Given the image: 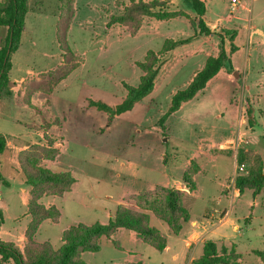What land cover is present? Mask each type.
Masks as SVG:
<instances>
[{"label": "rangeland", "instance_id": "1", "mask_svg": "<svg viewBox=\"0 0 264 264\" xmlns=\"http://www.w3.org/2000/svg\"><path fill=\"white\" fill-rule=\"evenodd\" d=\"M75 1L77 15L75 13L76 19L73 22V28L69 30L67 42L71 50L79 57L78 68L61 81L51 95L42 94L40 104L34 106L26 104L24 96L20 98L22 88L17 90L19 95L17 100L0 102L1 135L15 145H18L16 138L22 131L32 132V138L38 140L36 132L40 129V124L47 128L48 123L51 125L49 122L51 117H58L60 128L52 134L59 137L62 144L69 142L72 152L69 153L71 159L69 158L68 162L74 166L78 176H81L80 172L84 170L91 176L103 178V182L93 184V190L91 185H85L84 181L82 183V188L88 191L90 188V192H93L90 205L94 206V210L75 206L71 199L68 202L64 199L57 200L58 209L63 208L64 211L61 226L45 224L46 228L36 233L37 236L35 235V240L39 243L49 242L54 248H59L61 245L60 228L72 222L73 218L80 219L86 225L104 220L105 217L102 215L104 208H111L107 196L116 195L119 192L117 185L111 182L110 163L126 165L135 163L143 173V180L158 181L162 178L160 173L146 177L145 169L150 166H160L157 161L158 154L166 153L168 164L165 172L181 180L182 173L176 167L187 162L193 147L188 134L189 127L185 126L182 119L186 114L198 110L203 112L204 109L209 108V105L202 108L196 100H193L185 109L179 110L169 119L165 126L166 131L163 129L164 126H161L160 119L167 112L172 96L176 91L187 86L195 70L196 59L186 58L181 63H175L160 71L155 82L156 92L137 103L132 110L122 114L119 119L115 118L114 122L108 126L106 114L89 106V102L102 101L112 106L119 104L126 95L125 85H138L143 72L137 64L144 60L147 52L160 50L167 38L175 40L183 38L182 34L190 33L191 29L185 19L155 21L145 18L139 33L132 35L126 26L119 24L108 26L110 18L119 15L123 4L125 2L128 4L130 0H120L116 3L115 0ZM206 4L210 9L206 16L209 23H217L220 16L223 18L229 14L233 16L228 23L222 21L220 24L236 30L241 29V42H246L250 33L249 27L256 30L257 38H264V0H239L234 10H232L231 0H213L212 2L207 0ZM181 7L194 14L190 6L181 3ZM59 15V0H30V11L25 21L28 32L22 37L21 46L16 52L21 54L15 58L16 61L19 60V65L23 69L31 68L39 72L55 66V58L44 59L31 53H48L55 57L61 53L63 62V52L59 48L56 29ZM217 33L222 34L221 30ZM6 35L7 28L0 27V45L4 43ZM188 45L187 43L178 46L175 50L179 53L187 49ZM251 52L244 45V50L237 57L242 69L246 66V53ZM168 60L169 58H166L165 61ZM262 64L253 60L252 66L255 70H259ZM35 80H39V76L29 81ZM27 83L29 82L24 83V88ZM237 92L239 100L246 95L242 81ZM252 93L260 99L259 107L264 110V89L254 88ZM260 93L263 94L262 97L259 96ZM256 121L257 124L251 132L250 144L247 147L253 152L260 151L264 156V116L259 115V112L256 114ZM52 123L58 124L55 120ZM146 126L154 130L158 127L163 129V132L161 134L156 131L147 134L137 133V130L143 131L147 128ZM152 149H154L153 153ZM6 154L7 151L1 156V171L4 177L17 178L25 184L18 156V168L14 170L13 165H8L3 160ZM234 162L232 156L222 154L216 162L206 163L205 171L195 181L199 185V190L185 199V206L191 213V221L184 223L179 235H174L164 222L154 216L151 217V226L157 228L171 244L174 242L176 250L182 253L178 260H173V252L162 253L146 244H142V248L128 246L119 237L116 240L125 245L124 248L143 250L145 264H189L187 256L191 255V251L181 240L187 236V230L192 228V222H197V225L205 226L197 230L203 238L222 241L229 247L235 245L236 251L242 256V264H264V190L256 197L251 190L236 194V187L233 184ZM226 185L229 187L226 188ZM27 187L30 192V187ZM0 188L4 198L9 195L7 194L9 187L0 185ZM224 194L228 195L224 196ZM44 202H47V198ZM85 203H88L87 199ZM14 205L16 207L14 214H21L23 211L19 201L14 199ZM210 210L216 211L217 215L221 210L227 211L228 216L222 223L218 220L208 221L205 215ZM25 221L26 218L20 217V224H25ZM12 225L13 221L9 218L6 226L10 228ZM109 239L111 238L102 240L99 252H85L83 260L87 264H113L123 257L124 252L119 249L118 243ZM26 242L25 237L24 245ZM202 251L203 245L194 253V256L198 257ZM253 251H260L261 256Z\"/></svg>", "mask_w": 264, "mask_h": 264}, {"label": "trees", "instance_id": "2", "mask_svg": "<svg viewBox=\"0 0 264 264\" xmlns=\"http://www.w3.org/2000/svg\"><path fill=\"white\" fill-rule=\"evenodd\" d=\"M184 5L190 6L197 18L194 20L184 10L172 9L173 0H130L123 4L121 13L111 17L108 26L119 24L126 26L132 35H136L142 27L145 18L157 21L171 19H187L194 35L177 40L166 39L160 51L149 50L144 60L138 62L143 72L137 86L125 85L126 95L115 105L102 101H90L89 106L104 112L107 116V125L110 126L115 118L133 109V107L152 94L156 79L164 64V56L177 48L187 44L199 35H216L204 20L206 5L202 0H181ZM60 15L57 19V40L63 52V62L54 70L39 75V80L28 81L25 87L24 100L30 105L31 98L36 93L51 95L55 87L78 68V55L71 50L67 37L75 18V0H59ZM30 11V0H0V27L7 28L4 43L0 45V102L11 100L14 97L15 83L11 80L12 56L20 46L25 29V21ZM218 52L209 56L203 68L196 72L191 82L182 90H178L171 98L167 112L161 117V126L181 106L194 99L202 92L207 84L221 71L226 70L233 74L236 70L232 62V54L238 48L235 38L238 32L234 29H220ZM226 39L229 42V51L225 48ZM248 122L254 124V109L246 106ZM50 124L48 123L49 128ZM45 129L44 140L46 144L36 143L29 145L18 154V162L23 173L25 184L30 187L31 198L28 203V213L31 221L25 232L26 244L20 249L12 242H5L0 237V264H87L83 260L85 252H99L104 238H111L118 229L133 231L143 243L164 251L168 239L155 227L151 226V215L167 224L174 235H179L184 223L191 220L190 210L185 206V192L175 187L157 186L151 191H142L130 196V200L137 209L118 205L113 216L107 224L96 222L92 225L79 223L66 229L61 236V245L54 248L51 243H39L35 235L43 222L50 220L57 222L61 211L55 207H46L41 200L46 196L62 197L72 190L75 178L71 172H54L48 169L43 160H54L59 150L54 146L55 140ZM7 151V138L0 134V185L8 186L10 183L1 171V156ZM250 164L248 174L237 175L234 185L242 194L251 190L253 196L264 190V164L259 158L250 159L245 149H239L237 164ZM199 165L191 161L189 169L183 175V182L192 191L196 183L193 176L198 172ZM5 223V214L0 206V229ZM261 256L260 251H253ZM241 254L233 247L219 246L213 240L203 242L202 254L193 260V264H241ZM126 264H143L132 262Z\"/></svg>", "mask_w": 264, "mask_h": 264}, {"label": "crops", "instance_id": "3", "mask_svg": "<svg viewBox=\"0 0 264 264\" xmlns=\"http://www.w3.org/2000/svg\"><path fill=\"white\" fill-rule=\"evenodd\" d=\"M116 1H120V0H115V3ZM144 1H149V0H144ZM202 1L206 5V14L204 16V20L206 24L208 25V27L213 32L217 33L221 28L232 29L230 27H227L224 24H220V22L222 21L225 23H228L233 18V16L230 14L227 15L225 18L220 16L219 21L217 23H209L207 21L206 16H207V12L210 9L206 4L207 0H202ZM212 1L213 0H211V2ZM238 1L239 0H236V3L234 5V3H232V0H231L232 10L236 8V4L238 3ZM181 3H182L181 0H173L172 9L184 10L191 16L192 19L195 20L197 18L196 14L195 13L193 14L189 12L188 10L182 8ZM75 8H76V1H75ZM76 15H77V8H76ZM76 15H75L73 22H75ZM185 20L189 23L187 19ZM72 28H73V23L70 27V30ZM249 30H250V33L248 34L246 42H241L242 40L241 29L236 30L238 34L235 38V44L237 45L238 50L234 54H232L231 58H232L233 66L238 73V77H235L234 73L230 74L224 69L221 70L207 84V86L202 92L198 93L194 99L184 103L179 109V110L185 109V107L188 104H190V102H193V100H196V102H198L199 105L202 106V108L209 105V108L204 109L203 112L198 110V111L186 114L182 119V122L185 124V126L189 127L188 134H189V138L191 140L193 147L191 150L190 157L187 158V162L176 167L182 173V176H181L182 178H180L181 180H179L178 177H175V176L172 177L165 172L166 165L168 164L166 153L158 154L157 161H159L160 166L158 167L150 166V167H147V169H145L146 173L144 174V176L146 177L151 176L152 174L160 173L162 178L161 180H158V181H155L153 179L143 180V173L140 167L135 163L132 165H126L124 163L117 164L114 162L110 163L109 171L111 172V175H112L111 182L117 185V187L119 188V192L116 195L107 196V198L110 200L111 208L110 207L104 208L102 215L105 218L104 220L98 221V222L102 224H107L110 218L113 216L116 210V207L118 205H124L128 208L137 209V207L130 200H128L129 197L132 195H136L142 191L154 190L157 186L175 187L179 190H182L185 192V199L193 196V194H196L197 191L199 190V185L195 181L197 177L205 171L206 163L216 162L219 156H221L222 154H227L234 158V161H235L234 170H233V183H234V179L237 175V167L239 166L237 164V154H238L239 149L238 150L235 149L234 143L239 137L240 139L248 141V145H249L250 140H251V136H250L251 132L254 131V127L257 124V121H256L257 112H259V115L264 116V110H262L259 107L260 99L257 96H255V94L252 93L254 88H259L260 90L264 89V38H261V39L257 38L256 37L257 32L256 30H254L253 27H249ZM27 32H28V29L25 26V29L23 31V36L24 34H27ZM217 34L210 35V36L197 34L194 40L188 43L189 45L187 49L179 53L175 49L170 51L164 57L165 60L166 58H169V60L167 62L164 60L165 62L162 66L161 71L166 67L174 65L175 63H181L183 59H186V58L196 59V61H194L195 70L193 71V75L188 82L189 84L192 78L195 76L196 72L200 71L203 68L206 59L211 55L217 54L218 43L220 39ZM192 35H194V33L191 30V32L188 34H182V37L187 38ZM167 39H173V38H167ZM228 43H229L228 39H226L225 48L227 51H229ZM244 45H246V47L249 48V50L252 52L246 53L247 55V57L245 58L246 66H244L242 69L240 66V63L237 61V57L240 55V52L244 50ZM158 51L160 50H157L155 52H158ZM253 52H257V53H253ZM20 54L21 53H15L12 57L13 66H12L10 76H11V80L15 83V86L13 88L14 90L13 99L14 100H17V97L19 96L17 90H19L20 88H22L20 92V98H23L25 94V88L23 85L25 82L31 79L38 78L40 73L53 70L62 63L61 53L59 56L57 55L56 57L55 55H49L48 53H31V54L40 56L44 59H49L50 57L55 58V66H52L51 68H46L43 71L35 72L31 68L23 69L19 65V60L16 61L15 58L16 56L17 57L20 56ZM253 60H256L259 64L263 63L259 70H255V68H253L252 66ZM240 81H242V84L244 85V90L246 92V95H244V97H242L239 100L237 88L240 86ZM156 90L157 88H156V83H155L154 91L152 93H155ZM41 96L42 94H40L39 92L36 93L31 98L30 104L34 106L35 104L42 103V99L40 98ZM259 96L262 97L263 94L260 93ZM248 104L251 105L254 109V124L253 125H251L248 122V116L246 112V106ZM179 110L175 112L174 114H172L163 124L164 126L163 129H165V131H166L165 126L167 122L169 121L170 118L176 115V113H178ZM121 115L117 116L116 120L119 119ZM54 120L56 121V123L58 122V124L52 123ZM49 122L51 123V125L49 126L48 129L46 127H42V125L40 124V129L36 132L38 136V140H35V138H32L33 133L29 131H22L19 134V137L16 138L18 141V145H15L13 142L7 139L8 149H7V154L3 157V160L5 161L6 164L13 165V167L15 168L14 170H16V168H18V165H17L18 164L17 162L18 153L21 150L27 148L30 144H36V143L45 144L46 142L44 140V133H45V129H47V133L51 135L52 138L55 140L54 146L59 150V155L54 160H45L43 164L48 169L54 172H61V171L71 172L75 178V184L73 185L72 190L62 197H58V196L44 197L41 200L42 204L45 205L46 207H50V206L57 207L58 199H61V200L64 199V200H67V202L71 199L75 206H81L87 210H91V209L94 210L95 209L94 206L90 205L92 201L91 197H92L93 192L92 193L90 192L91 190L90 188H89V191L87 189L85 190L84 188H82L83 187L82 183L84 181L85 185H91L90 187L93 190L95 183L103 182V178L101 176H97V177L91 176L88 172L84 170L82 171L80 170L81 171L80 173H82V175L78 176L74 166L70 165V163L68 162V159L69 158L71 159V157L69 156L71 154L70 152H72V150H70L69 142L68 143L65 142V144H62L58 139L59 137L54 136L52 134L59 130L60 119L58 117L52 116ZM163 129L156 127V129L154 130V128L147 127L143 131L137 130V133L142 134L143 132H145V134H147L148 132L151 133L153 131H156L158 134H161L163 132ZM167 139H169V137ZM164 141H166V139H164ZM248 145H242L240 149H245L246 151H248L250 154L251 160L255 158H259L264 164L263 154L258 150H255L253 152L251 148L247 147ZM151 152L153 153L154 149H152ZM64 159H66V161H64ZM171 160L170 162H172ZM192 160H195L197 162V164L199 165V170L193 176V181L196 183L195 189L190 191L186 187L185 183L183 182V175L189 169ZM98 165L99 164H97V166ZM245 166L248 167L250 166V164L247 163L245 164ZM17 175L19 176L20 172ZM8 180L10 182V185L7 186L9 187V191L7 194L9 195L4 198V193L2 189L0 188V206L3 209L4 214H5V224L2 226V229L0 231V236L2 240H4L5 242H12L16 244L20 249H23V245L25 241L24 233H25L28 223L31 221V218L28 214V207H27L29 203V199H30V192H29V188L24 184L22 180H19L17 178H13L10 176L8 177ZM228 182H230V179H228ZM225 187L228 188L229 185H226ZM235 191H236V194H241L239 190L235 189ZM227 195L228 194H224V196H227ZM45 198H47V202H44ZM14 199L19 201L20 208L23 211L21 212V214H14L16 210L15 209L16 207L14 205ZM86 199L88 200V203H85ZM184 203H185V200H184ZM60 211H61V217L59 218L57 222L47 220L41 224L39 231H42L44 228H46L45 224H56V226H61L62 219L64 216L63 208H60ZM152 216L153 215H151V217ZM227 216H228V212L222 211V210L219 211L218 215L216 211L213 212L212 210L208 211L205 215L208 221L218 220V222H221V223L226 220ZM20 217L26 218L25 224L24 223L20 224L19 222ZM9 218L12 219L13 225L12 227L7 228L6 221ZM79 223L84 224V222H82L80 219L73 218L72 222H69L68 224L60 228L61 235L66 229H68L69 227L73 225H77ZM202 228H205V226L203 227L202 225H197V222H192V228H189L187 230L186 232L187 236L181 240V242L185 243V246L189 249V251H191V255L187 256V259H188L187 263L189 264H193V260L197 258L194 256V253L199 249L201 245H203V242L207 240L203 238L197 232L198 229H202ZM117 237H119L121 240H124L128 246H135V247L142 248V244H145L141 240H139L135 232L128 231V230L121 229V228L118 229L117 232L109 240L118 243L119 249H121V251L124 252V256L120 257L117 261L113 262V264H126V263H132V262H142L143 264H145V261L143 259L145 252H143V250L136 251L133 248H130V249L124 248L125 245L120 244L119 241L116 240ZM215 242L220 246L225 245L222 241H215ZM173 243L171 244V242L168 241L167 247L165 248L164 251H161V252L166 253V254L173 252L172 254L173 260H178V258L180 257L182 253L176 250V247ZM233 246L235 248V245H231V247ZM200 255L201 254H199V256ZM261 260L263 259L261 258ZM239 261L241 262V264L243 263L241 259Z\"/></svg>", "mask_w": 264, "mask_h": 264}, {"label": "built area", "instance_id": "4", "mask_svg": "<svg viewBox=\"0 0 264 264\" xmlns=\"http://www.w3.org/2000/svg\"><path fill=\"white\" fill-rule=\"evenodd\" d=\"M232 3H234V5H235L236 0H232ZM242 145H248V141L243 140V139H240V138L238 137L237 140H236L235 143H234V147H235V149H236V150L240 149V147H241ZM246 174H248V169H247V167L245 166V164L239 165V166L237 167V175H246ZM237 175H236V176H237ZM233 184H234V183H233Z\"/></svg>", "mask_w": 264, "mask_h": 264}, {"label": "water", "instance_id": "5", "mask_svg": "<svg viewBox=\"0 0 264 264\" xmlns=\"http://www.w3.org/2000/svg\"><path fill=\"white\" fill-rule=\"evenodd\" d=\"M234 75H235V77H238V73H237V71H236V72H234Z\"/></svg>", "mask_w": 264, "mask_h": 264}]
</instances>
